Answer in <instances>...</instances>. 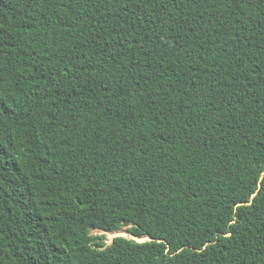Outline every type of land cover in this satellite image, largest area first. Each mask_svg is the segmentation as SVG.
Masks as SVG:
<instances>
[{
	"label": "trees",
	"instance_id": "16d2710c",
	"mask_svg": "<svg viewBox=\"0 0 264 264\" xmlns=\"http://www.w3.org/2000/svg\"><path fill=\"white\" fill-rule=\"evenodd\" d=\"M0 264H264V0H0Z\"/></svg>",
	"mask_w": 264,
	"mask_h": 264
},
{
	"label": "rangeland",
	"instance_id": "374dc122",
	"mask_svg": "<svg viewBox=\"0 0 264 264\" xmlns=\"http://www.w3.org/2000/svg\"><path fill=\"white\" fill-rule=\"evenodd\" d=\"M92 234L94 236H103L105 238V242L107 245H110L113 242V240L119 236H125V237H131L132 238V236L129 233H127V228H124L122 231H119L116 233H106L103 231L94 230V231H92Z\"/></svg>",
	"mask_w": 264,
	"mask_h": 264
},
{
	"label": "water",
	"instance_id": "95a60500",
	"mask_svg": "<svg viewBox=\"0 0 264 264\" xmlns=\"http://www.w3.org/2000/svg\"><path fill=\"white\" fill-rule=\"evenodd\" d=\"M147 240H150V239L148 238ZM143 241H145V240H143Z\"/></svg>",
	"mask_w": 264,
	"mask_h": 264
}]
</instances>
